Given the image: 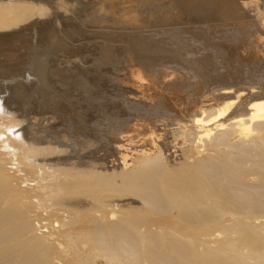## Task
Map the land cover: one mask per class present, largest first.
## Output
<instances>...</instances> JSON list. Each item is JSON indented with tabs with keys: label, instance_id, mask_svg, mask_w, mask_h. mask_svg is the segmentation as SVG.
<instances>
[{
	"label": "bare ground",
	"instance_id": "1",
	"mask_svg": "<svg viewBox=\"0 0 264 264\" xmlns=\"http://www.w3.org/2000/svg\"><path fill=\"white\" fill-rule=\"evenodd\" d=\"M52 1L0 0V264H264V78L255 71L258 81L253 80L254 74L246 73L252 84L230 86L221 80L222 86L210 90L213 82L192 105L172 100L173 110L159 102L145 104L148 111H123L113 128H105L118 138L113 160L104 151L108 161H97L100 165L82 162V155L71 161L62 155L79 154L84 143L67 151L47 128L41 132L40 117L32 118L37 106L30 112L23 108L37 93L39 106L58 110L62 92L55 84L81 85L113 56L89 31L103 19L100 6L83 5L73 17V0H62V7L57 0L51 7ZM160 1L162 7L158 1L159 8L143 10L152 16L161 12L156 23L181 17L212 21L233 8L243 20L249 9L257 23L253 31L238 37L232 31L235 37L226 38L237 53L244 49L250 59L264 57V32L258 27H264V0ZM135 10L123 8L119 21ZM88 35L97 41L90 43ZM35 71L45 80L39 78L42 83L24 95L26 78ZM59 178L75 190L92 179L103 191L96 201L68 202ZM70 207L84 212L74 227L67 224Z\"/></svg>",
	"mask_w": 264,
	"mask_h": 264
},
{
	"label": "rangeland",
	"instance_id": "2",
	"mask_svg": "<svg viewBox=\"0 0 264 264\" xmlns=\"http://www.w3.org/2000/svg\"><path fill=\"white\" fill-rule=\"evenodd\" d=\"M53 1L50 5L51 7H53V3H54ZM80 1L81 0H73L71 3V4H74L73 10H72V14L74 15L73 17H78V14L80 12L79 9L83 5L89 4V8H92V6L96 7L97 5L100 6V7L97 6L98 7L97 10L99 11V14L103 17V19L101 21H98L96 23V25L94 27H92L89 31L90 32L92 31L91 33L92 34L94 33L95 36L99 38V40H98L99 42L103 41L102 42L103 44L110 47L111 52H112V56L114 59L112 58L111 62L109 61L107 63H104L103 65L100 64L98 66V68L96 69L95 73L93 72V74L92 73L88 74V76L86 78L88 80H85L84 82L80 83L81 85H79L77 83L76 84H70L66 88V86H63L61 84H55V86L59 85V87L58 86L56 87L57 90H59V92H62L61 93L62 100L59 103V105L57 106L58 110L56 109V107H53V105L39 106V102L41 103L42 101L38 100V96H37L38 94L37 93L35 94L36 97L34 96V98H33V96H32V98H29L32 101L31 102L32 106H31V104L30 105L28 104L29 108H23L24 111L30 112L33 105H34V107L37 106V108H35L36 112H33L36 115L33 116L32 118H39L40 117L39 120L42 121L41 125L43 124V127H42L43 130L41 129L42 130L41 132L44 133V130L46 131V128H47L48 131L53 133V134L51 133L49 135H53L55 139H56V137H59V138H57V141H59V139H61V141L64 143L63 146L67 147L66 148L67 151L71 149L70 146L73 147L72 144H74V148H76L77 143H82V142L84 143L83 145H81V147L79 149V154L73 152V154H74L73 155L71 152L68 155H62V156H65L66 159H67V157H69L68 159H70L71 161L72 160L75 161V160H78V159H75L76 157H79V155H82L83 157L80 156L79 160H81L82 162L91 163L90 165H93V164L100 165V164H97L96 162L98 161V163L99 162L101 163V162H104L105 160L108 161V159H112V158L114 159L115 153L117 150V148L114 147V145L116 146L118 144L117 143L118 138H117V136H114L113 133H111V132H113L112 129H110L109 133H108L105 130V128L107 129L109 127V125H113L112 127H110V128H113L114 123L118 120L120 121L121 118L118 116H120L122 113H124L123 111L129 112V114H130V112L139 111V109L141 107H142L141 108L142 110L144 109L145 111H148L147 109H149V108L147 107V109H146V105L153 106V103H159V102H161L162 104L164 102L165 103L167 102V105L166 104L165 105L168 106V104H169L168 109L173 110V108H172L173 106H170L172 103L171 102L172 100H173V103H177V104L182 103V101H183V103L186 102V104H188V102L190 101L189 103L191 104V102L196 98V96L198 98V96H200L202 93H205V91H208L210 87L212 88L210 90H213L217 87L222 86L223 85L222 83H225V85H230V86H232L233 84H234V86H238V84L241 82H243V83H241V85L252 84L253 80H257L258 78L261 80L264 78L263 77L264 76V73H263L264 72V70H263L264 69L263 68L264 67V63H263L264 57L263 58L261 57L262 59L259 57L255 58L257 61L254 58L250 59L249 55H246V53H244L245 52L244 49L240 50L237 53L238 50H234L235 46L232 44V46L234 48L231 47V44L229 43V41H227V38L230 37V34H231V37H235L234 36L235 32L233 33L232 31H236V34H237L236 37H238V35L243 34L244 31H248V30L253 31L254 25H256L257 23L253 22V20L251 19L253 17V15H251L252 12L249 9H245L248 11V17H244L245 19H243V20L240 19V17H239V15H241V14L237 12L236 8H233L232 11H234V12L229 11V14H227V16H223L224 18L223 17L219 18V19L217 18V19H213L212 21H210V20L202 21L203 23H206L204 25L202 22H199L201 24L200 25L199 23H197L198 21L187 20L186 17H181L182 21H180L181 19L177 20L178 22L180 21L179 23H176L177 21L172 20V19L171 20L169 19L170 21H167V22H161V23L157 22L156 23V21L158 20L157 19L158 16L162 13L161 12H160V14L154 13V15L152 16V14L149 15V13H146V12H148L149 10H154L156 8H159L158 6H160V5L156 4V2L158 3V1L161 2L160 7H162V1H160V0H157V1L156 0L155 1L154 0H82V3ZM102 2H104V3H102ZM80 3H81V5H80ZM241 3H242V1H241ZM61 4H62V0H57V5L62 7ZM102 4H104V5H102ZM114 4L117 5V9L115 8L116 6ZM125 4H126V7H125ZM155 4L157 6H154ZM127 5H128V8H127ZM142 5H144V6H142ZM101 6H103L105 8L102 9L103 7H101ZM120 6L121 7L124 6V7H122V9H119ZM140 6H142L143 8ZM139 7H140V9H139ZM152 7H153V9H152ZM109 8H111V11ZM114 8L118 12V14H116V15H115L116 11L114 10ZM123 8H125L127 10L131 9L133 11L136 8V9H138V12L135 15H132L134 17H132V16L126 17L125 15H123L122 16L123 18H120L121 21L123 22L122 23L121 21H119V17H120L119 14L122 13ZM145 8H146V10H145ZM147 9H148V11H147ZM104 10H106V12L108 11L109 13H111L113 11L111 14L112 17L110 16L109 13L105 14L106 12ZM143 10L146 12H143ZM59 11H61V10H59ZM135 11H134V13H135ZM164 14H165V16L167 15L166 17H168V16L171 17V15L168 13L167 14L164 13ZM104 15H107V16H104ZM117 16H118V18H115ZM105 17H107V18H105ZM125 17H126V19H124ZM234 17H235V19H234ZM108 18L111 21H109ZM127 18L132 19V21H130ZM115 19L117 22H115ZM136 19H137L136 24L139 23V25H138L139 27L137 29H136L137 25L136 24H135L136 26L133 25V23L136 22ZM240 20H241V23H240ZM243 21H245V23H243ZM102 22H104V23L102 24ZM128 22H130V23H128ZM150 22H151V24H150ZM235 22H237V23H235ZM118 23H119V25H118ZM124 23H126L125 25H127V26L130 25V29L129 28L127 29L126 26L124 25ZM121 24H123V25H121ZM189 24H192V25H189ZM198 24H199V26H198ZM131 25H133V28ZM249 25H250V29H249ZM121 26L122 27L125 26V28H122ZM141 26H142V28H141ZM204 27H205V29H204ZM258 27L261 29L262 32H264L263 31L264 27H262L259 24H258ZM95 29H97V30H95ZM135 29L137 31H135ZM142 31H143L142 35H139L136 33V32L141 33ZM225 34H227V35H225ZM95 36L89 37V35H88L89 39H92V40H90L91 42L90 41H87V42H90V43L96 42L97 38L95 39ZM139 36L141 37V39ZM223 36H225V37H223ZM226 36H227V38H226ZM143 37H145V38L143 39ZM230 38L228 40H230ZM100 39H101V41H100ZM225 39H226V41H225ZM137 40L140 42H138ZM132 42L135 45L132 44ZM222 42H224V43H222ZM147 43L150 46H152V49ZM227 43H229L230 45ZM139 44L141 46H138ZM136 45H137V47H136ZM142 45L143 46L145 45V46L143 47ZM153 45H155V46H153ZM227 46H230V47H227ZM134 47L136 49H134ZM172 47H174V48H172ZM185 48H187V50ZM147 49H148V51H147ZM174 49H175V51L173 52ZM177 49H179V50H177ZM229 49H230V51H229ZM176 52H178V53H176ZM113 54H116V55H113ZM125 54H127V55H125ZM183 56H185V57H183ZM246 58H248V59H246ZM245 61H247V62H245ZM259 61H261V62H259ZM252 62H254L256 64H254ZM257 62H259L260 67H259ZM116 63L118 66L114 67V65H116ZM213 63L215 65H213ZM226 63H228V64L226 65ZM133 64H135V66ZM161 64H162V66H161ZM253 66H255V68H252ZM261 67H262V69H261ZM250 68H252V69H250ZM259 68H260V70H259ZM251 71H253V72H251ZM255 71H256V74H257V72L259 74V75L257 74L258 78H257L256 74L254 73ZM259 71L262 74L259 73ZM246 73L250 76H252L251 73H253L254 74L252 76L253 80L250 77L248 78V75H246ZM39 74H40L39 71H35L30 76V78L29 77L26 78L28 81L31 79V82H29L30 83L29 84L28 81H25L27 83V85H25L24 89H23L24 95H27L28 92L32 91L31 89H33V86H36V84H37L36 82H38L40 80L39 78L42 77L43 81L45 80L43 73L40 76H39ZM36 75H38L39 77ZM31 77H33V78H31ZM254 77H256V78H254ZM42 78H41V81H42ZM243 78H245V79H243ZM158 79H160V81ZM247 79H248V81H247ZM221 80H223V82ZM41 81H39V82L42 83L43 81L42 82ZM206 82L209 85L206 84ZM201 83H202V85H201ZM203 83H205L206 85ZM211 83H213L214 86H213V84L210 86ZM164 85H166L167 88ZM168 85H169V87H168ZM204 85H205V87H204ZM198 86H199V88H197ZM61 87H62V89H60ZM162 88H163V90H162ZM201 88H203L204 91H202L203 89H201ZM63 89H65V90H63ZM200 89H201V91H200ZM25 91H28V92H25ZM152 91H153V94H152ZM194 91H196V94L194 93ZM157 92H159V93H157ZM63 93L66 94L67 99H65L63 97ZM124 93L127 95H124ZM91 94H92V96H91ZM156 94H158V95H156ZM153 95H155V97L158 96L157 97L158 99L155 100L156 98L152 97ZM194 95H195V97H194ZM159 96H161V98ZM151 97L153 100L151 99ZM25 98H27L25 100H28V97H25ZM164 98H166V99H164ZM147 99H149V100L147 101ZM133 100H135V101L133 102ZM63 101H64V103H63ZM74 102H76V103L74 104ZM134 105H136V106H134ZM59 106H61V107H59ZM135 107H136V109H135ZM41 108H43V109H41ZM59 108H61V109H59ZM129 108H130V110H129ZM131 108L133 109V111H131L132 110ZM29 115H31V114L29 113ZM115 116H116V118H115ZM108 122H109V124H108ZM111 122H113V123H111ZM104 131L106 133H104ZM44 134H46V133H44ZM106 134H108V135H106ZM105 135L107 137H109L108 143H110L111 146L108 143L105 146V141H104V138H106ZM56 145H59V143L57 142ZM104 151H105V153L109 154V156L111 155L110 158H109V156H107L108 159L105 158ZM93 161H94V163H92ZM93 171L94 170H92V173H93ZM57 185L64 187L63 193L65 194V198L68 200V202H72V201H76V200H81V201H84L85 203L96 201L98 196H99L98 195L99 192L103 191L98 185L95 184V180H92V179H90L89 183H87L86 185L82 186L81 188H79L77 190L71 188L67 184L65 178H59L57 181ZM94 189H96V190H94ZM107 192L110 193L109 190L106 191V193ZM70 195H71V197H70ZM69 212H70V215L68 217V221H67L68 223L67 224L69 227H74L84 217V212L79 210L76 207H70Z\"/></svg>",
	"mask_w": 264,
	"mask_h": 264
}]
</instances>
